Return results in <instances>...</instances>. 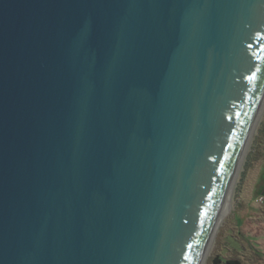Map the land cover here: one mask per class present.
<instances>
[{
  "label": "water",
  "instance_id": "95a60500",
  "mask_svg": "<svg viewBox=\"0 0 264 264\" xmlns=\"http://www.w3.org/2000/svg\"><path fill=\"white\" fill-rule=\"evenodd\" d=\"M263 93L264 0H0V264H200Z\"/></svg>",
  "mask_w": 264,
  "mask_h": 264
},
{
  "label": "rangeland",
  "instance_id": "374dc122",
  "mask_svg": "<svg viewBox=\"0 0 264 264\" xmlns=\"http://www.w3.org/2000/svg\"><path fill=\"white\" fill-rule=\"evenodd\" d=\"M264 111L258 120L250 147L234 189L233 204L220 225L206 261L218 255L241 264H264Z\"/></svg>",
  "mask_w": 264,
  "mask_h": 264
},
{
  "label": "bare ground",
  "instance_id": "6f19581e",
  "mask_svg": "<svg viewBox=\"0 0 264 264\" xmlns=\"http://www.w3.org/2000/svg\"><path fill=\"white\" fill-rule=\"evenodd\" d=\"M264 111V93L261 97V100L258 104V107L256 109V112L254 114V117L251 121V124L249 126L248 132L246 134V137L244 139L243 145L241 147L240 153L238 155L237 162L234 166L233 173L231 175V178L228 182L225 194L223 196L219 212L216 215L215 219L213 220L212 223V228L209 233V236L207 238V241L205 243V246L202 251V256L200 260V264H206V261L213 249V242L215 240V236L217 234V231L222 224V221L224 219V216L227 211L230 210L233 204V196H234V189L238 180L239 173L242 169V165L245 159V155L250 147L251 139L253 137V134L255 133V128L258 123L259 118L261 117L262 113Z\"/></svg>",
  "mask_w": 264,
  "mask_h": 264
},
{
  "label": "trees",
  "instance_id": "16d2710c",
  "mask_svg": "<svg viewBox=\"0 0 264 264\" xmlns=\"http://www.w3.org/2000/svg\"><path fill=\"white\" fill-rule=\"evenodd\" d=\"M210 264H241V262L238 259H234V258L223 260L221 257L216 255L211 259Z\"/></svg>",
  "mask_w": 264,
  "mask_h": 264
},
{
  "label": "built area",
  "instance_id": "2783aa9c",
  "mask_svg": "<svg viewBox=\"0 0 264 264\" xmlns=\"http://www.w3.org/2000/svg\"><path fill=\"white\" fill-rule=\"evenodd\" d=\"M257 199H258L259 201L264 200V195H262V194L259 195Z\"/></svg>",
  "mask_w": 264,
  "mask_h": 264
},
{
  "label": "flooded vegetation",
  "instance_id": "af4514ba",
  "mask_svg": "<svg viewBox=\"0 0 264 264\" xmlns=\"http://www.w3.org/2000/svg\"><path fill=\"white\" fill-rule=\"evenodd\" d=\"M262 188H263V190H264V184H263Z\"/></svg>",
  "mask_w": 264,
  "mask_h": 264
},
{
  "label": "crops",
  "instance_id": "0c3cea01",
  "mask_svg": "<svg viewBox=\"0 0 264 264\" xmlns=\"http://www.w3.org/2000/svg\"><path fill=\"white\" fill-rule=\"evenodd\" d=\"M263 186V185H262ZM262 188V187H261Z\"/></svg>",
  "mask_w": 264,
  "mask_h": 264
}]
</instances>
